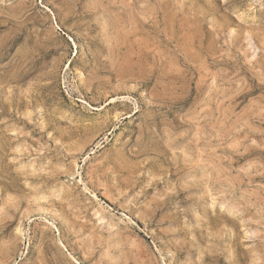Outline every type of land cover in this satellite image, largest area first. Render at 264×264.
<instances>
[{
    "label": "rangeland",
    "instance_id": "rangeland-1",
    "mask_svg": "<svg viewBox=\"0 0 264 264\" xmlns=\"http://www.w3.org/2000/svg\"><path fill=\"white\" fill-rule=\"evenodd\" d=\"M0 264H264V0H0Z\"/></svg>",
    "mask_w": 264,
    "mask_h": 264
}]
</instances>
